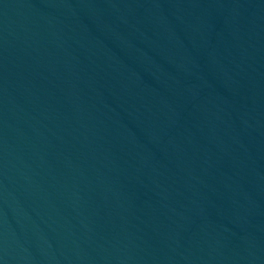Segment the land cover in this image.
Returning <instances> with one entry per match:
<instances>
[{
  "label": "water",
  "instance_id": "95a60500",
  "mask_svg": "<svg viewBox=\"0 0 264 264\" xmlns=\"http://www.w3.org/2000/svg\"><path fill=\"white\" fill-rule=\"evenodd\" d=\"M0 264H264V0H0Z\"/></svg>",
  "mask_w": 264,
  "mask_h": 264
}]
</instances>
